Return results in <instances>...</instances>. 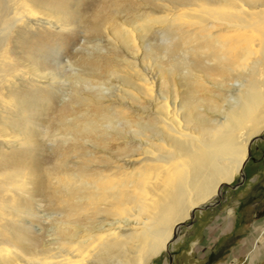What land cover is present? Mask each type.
<instances>
[{
  "label": "bare ground",
  "instance_id": "obj_1",
  "mask_svg": "<svg viewBox=\"0 0 264 264\" xmlns=\"http://www.w3.org/2000/svg\"><path fill=\"white\" fill-rule=\"evenodd\" d=\"M81 2L0 0V264H153L264 131V0Z\"/></svg>",
  "mask_w": 264,
  "mask_h": 264
},
{
  "label": "rangeland",
  "instance_id": "obj_2",
  "mask_svg": "<svg viewBox=\"0 0 264 264\" xmlns=\"http://www.w3.org/2000/svg\"><path fill=\"white\" fill-rule=\"evenodd\" d=\"M89 2L90 0L81 2V11L84 14L89 11ZM131 3L137 5L140 1ZM119 19L120 21L125 20L118 17L115 22ZM127 22L129 23V21ZM114 25L110 24V30ZM80 26H84L83 22L72 29V39L71 41L67 39L70 43H67L62 49V56L66 59L69 57L75 59V49L82 46L84 42L83 37L86 33L82 32L84 27ZM88 27L93 30L90 28L91 25ZM93 32L87 33V36L96 35ZM101 36L100 34L99 37ZM103 42L105 43V41ZM161 43L162 46L155 47V51L147 54L146 63L152 64L157 75L160 70L162 72L168 70L169 84L171 85L169 90L173 92L174 87H179L180 97H182L190 93L187 90V85L191 83L193 77L191 71L185 67L184 62L187 61L184 59L185 54L177 53V55L170 56L173 53L165 52L163 50L164 42ZM171 63H174V66H171ZM70 70L72 69L67 67L65 71L70 74ZM260 136L261 138L252 143L251 157L244 167L245 177L242 178V174L238 173L231 182L232 185L241 181L242 183L237 188L225 186L222 196L215 197L208 203L220 200L217 205L197 210L194 218L189 217L181 222L178 235L170 242V253L168 250H163L154 258L153 264H170V254L172 255L171 264H250L246 258L248 254L254 256L253 264H264V254L260 258L254 255V241L259 232L264 229V131L260 133ZM130 137H133L132 133H130ZM45 212H50V210L41 207L37 216L39 220L37 222L41 225L45 222L43 215ZM42 232L39 228L38 233L42 234ZM261 245L259 250L264 253V243L262 242Z\"/></svg>",
  "mask_w": 264,
  "mask_h": 264
},
{
  "label": "water",
  "instance_id": "obj_3",
  "mask_svg": "<svg viewBox=\"0 0 264 264\" xmlns=\"http://www.w3.org/2000/svg\"><path fill=\"white\" fill-rule=\"evenodd\" d=\"M258 138H261V136H260V135H256V136L253 137L252 140H251V143H250V153H249V157L247 158L246 162H245L244 165H243V170H242L243 173H242V175H241L242 178L245 177L244 167L246 166L247 162L249 161V159H250V157H251V147H252V143H253L256 139H258ZM241 183H242V181L239 182V183H237L236 185H232L231 183H223V184L221 185V187H220V190H219V194H220L219 197L222 196V193H223V190H224V187H225V186H229V187H232V188H237ZM219 202H220V200L215 201V202H212V203H210V204H204V205H200V206L196 207L195 209H193L192 218L195 217V215H196V211H197V210L205 209V208H209V207L215 206V205H217ZM180 227H181V224H180ZM168 252L170 253V243H169V245H168ZM170 260H171V262H170V264H171V263H172V255H171V254H170Z\"/></svg>",
  "mask_w": 264,
  "mask_h": 264
}]
</instances>
